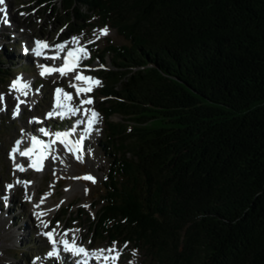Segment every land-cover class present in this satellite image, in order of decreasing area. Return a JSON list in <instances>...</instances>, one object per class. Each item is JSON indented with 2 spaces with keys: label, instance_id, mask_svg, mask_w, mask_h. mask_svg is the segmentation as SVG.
<instances>
[{
  "label": "trees",
  "instance_id": "16d2710c",
  "mask_svg": "<svg viewBox=\"0 0 264 264\" xmlns=\"http://www.w3.org/2000/svg\"><path fill=\"white\" fill-rule=\"evenodd\" d=\"M39 2L125 40L104 48L115 152L94 235L157 264H264V0Z\"/></svg>",
  "mask_w": 264,
  "mask_h": 264
},
{
  "label": "rangeland",
  "instance_id": "374dc122",
  "mask_svg": "<svg viewBox=\"0 0 264 264\" xmlns=\"http://www.w3.org/2000/svg\"><path fill=\"white\" fill-rule=\"evenodd\" d=\"M4 3L10 6V11L3 7V4L0 5V54L3 58L4 71L12 74L9 73L11 76L8 77L7 74L0 73V93L4 94V103L6 104V109L0 110V210L3 212L0 213V218H3L5 212L9 210V215L4 221L6 224L0 221V264H43L44 256L53 250V246L43 233L53 228L56 229V232L61 228L65 230L79 229L76 234L79 244L92 245L95 247L94 250L102 249L101 246L107 249L113 245V241L108 237L95 236L92 230L93 224L98 220L100 209L99 204L95 207L93 203L108 195L107 174L110 169V159L106 152H110L112 156L115 152L114 145L107 140L106 136L107 123L103 108L108 100L99 94L103 85L101 83L98 86H93L91 93L77 95L71 84L86 85L76 82L74 73L67 76L54 73L42 77L39 74L40 62L36 59L33 60L30 55L24 54V52L25 48H33L37 39H44L50 45H55L69 42L74 36L80 37L81 44L88 47L90 52V57L85 59L82 64V67L87 66L83 68L84 74L98 78L102 82L103 69L113 65L111 54L104 52L105 46L110 42L116 45L122 44L125 40L110 25H107L109 34L97 39L101 28L95 26L96 22L85 24L83 28L72 26L70 23H66L64 12L46 10L39 0H4ZM10 16L11 18H8ZM62 29L63 31H61ZM90 40L95 42L88 43ZM73 46L76 47V45ZM67 50L68 46L64 52L60 53L61 59L51 60V62L48 60L49 63L57 67L61 66L62 58L66 55ZM101 65L104 67H100ZM18 76L30 81L32 85L31 94L26 98L28 103L23 106V118L20 117V114L13 115L14 106L17 103L14 99L16 93H9L11 81ZM57 87L72 93L74 107L81 105V99L91 97L94 103L86 106L92 107L100 115V122L84 143L83 161H77L75 155L67 150L64 155L55 152L53 155L57 158L53 159L52 156H49L48 158L53 162L47 165L43 171H28L29 162L26 165L27 173L18 175L9 155L10 150L17 139L22 140L23 136H27L25 133L26 124L32 126L30 121L33 122L34 117L39 118L38 125L45 126L44 129L50 133L75 128V122L68 121L70 116L48 118L46 115L53 109ZM37 89L39 90L37 91ZM20 113L23 111L21 110ZM112 119L122 120V116L115 114L112 115ZM83 121L85 122L83 123L84 129L87 126L86 119ZM40 129L38 126L35 127V132L40 133ZM83 129H76L77 132L73 137L77 139ZM45 137L46 140L55 139L54 135ZM88 149H91L90 154ZM88 174L96 178L94 183L84 179H74V177H84ZM17 180L31 181L33 185L26 188L25 184L19 183L18 188L6 190L7 184L14 185ZM36 188H38L36 193L39 199L34 200ZM11 195H15V202L11 209H7L5 207L7 203H4L2 197ZM26 196H31L32 199L28 200ZM42 198H44V204L48 205L42 210L47 213L42 220L49 224L48 228L43 227L40 217L38 218L34 214L37 213L36 204L40 203ZM72 202L76 204L70 208L68 214H64L63 209ZM78 206L83 209L81 216L77 214ZM8 220H13L14 225L12 224L4 231V227L9 223ZM23 225L26 226L28 232L21 239L16 236V233L23 228ZM69 237H72L71 233H69ZM116 247L121 253L117 264H157L149 253L144 248L136 246L135 242H128L120 238L119 241H116ZM51 262L62 264V258L58 255ZM109 264L112 262L110 261Z\"/></svg>",
  "mask_w": 264,
  "mask_h": 264
},
{
  "label": "snow or ice",
  "instance_id": "6c2138e0",
  "mask_svg": "<svg viewBox=\"0 0 264 264\" xmlns=\"http://www.w3.org/2000/svg\"><path fill=\"white\" fill-rule=\"evenodd\" d=\"M4 4V0H0V5ZM6 11H5V18H6ZM5 22L7 20L5 19ZM63 31V29L61 30ZM109 34V28L107 26L103 27L98 35L97 39L102 36H107ZM80 37H72L71 43L76 45V47L68 48L66 55L63 56L62 65L57 66H50L48 64L40 65V76L46 77L53 73H59L61 76H67L70 73H74V80L76 82H83L86 86H80L79 84H71L72 87L75 88L77 95L91 93L93 91V86H98L102 82L93 76L85 75L83 68L87 66L84 65L82 67L81 62L90 57V52L85 45L81 44ZM95 41H88V43H94ZM68 42L64 43H57L55 45H50L46 40H36L34 42V47L31 51L37 57H44L45 51L50 48H55L56 52L55 55L50 57L51 59H61L60 53L64 52L67 47ZM29 49L25 48V52H28ZM100 67H104L101 65ZM32 85L30 81L24 80L22 76H18L13 79L9 85V93H16L14 95V99L17 103L14 106L13 115L18 116L21 111V105H25L28 103L27 97L30 95ZM39 89H37L38 91ZM24 97V98H21ZM5 96L3 93H0V110L6 109V104L4 103ZM72 93L65 91L63 88L57 87L55 89V103L53 109L49 111L46 115L48 118L54 116L60 117H68L70 115H75L76 113L83 110V113L86 119V127L83 129L82 134H78L77 139H71V137L76 134L77 130L75 128L71 129L70 131H57L55 133H50L46 131L44 128H41L40 131L44 133L45 136L54 135L55 139H52L50 142H45L43 140L38 139L35 136H32L30 139V146L23 148L21 150V146L23 141L17 139L15 141V145L10 150V158L13 161L14 168L18 171H26V167L24 165L16 164V156L19 154L21 157H28L30 160L28 168H31L36 171H43L44 169V162L48 159L49 156H52L53 159L57 157L53 155L56 152L55 145L57 142L64 145L68 152L73 153L75 155V159L77 161H83V154L85 152L84 143L86 138H89L92 132L95 129V126L98 124L100 115L94 109L89 108H81V107H73L70 103L72 101ZM81 106L83 105H92L94 100L91 97L81 99L80 101ZM33 121L40 122L39 118H33ZM32 122V121H30ZM79 123L83 124L84 121H79ZM89 154L91 153V149L87 150ZM74 179H84L87 181L95 182V177L91 174L85 175L84 177H74ZM17 183L22 184H30L31 181H20L17 180ZM6 190H11L14 185L7 184ZM4 203H7V196L2 197ZM26 199L31 200V196H26ZM44 203V198L41 199L40 203L36 204V208H40V205ZM85 207H88L85 205ZM38 218L44 217L47 215L44 211H39L34 213ZM41 224L43 227L48 228L49 224L45 221L41 220ZM79 232V229H68L65 230L63 233H57L56 229L53 228L49 231L43 233L45 235L50 244L53 246V250L49 251L47 255L49 257H57L59 255V249L56 247L59 244L63 245V251L71 253L76 257H82V259L77 261V264H89L90 260L99 261L100 264H109L111 261L112 264H117L121 253L116 247V242H113V245L107 249H96V250H89L82 246L81 244L77 243V236L76 234ZM69 233L72 234L71 239H68ZM63 237V238H61ZM126 247V245H125ZM40 259V258H37Z\"/></svg>",
  "mask_w": 264,
  "mask_h": 264
},
{
  "label": "bare ground",
  "instance_id": "6f19581e",
  "mask_svg": "<svg viewBox=\"0 0 264 264\" xmlns=\"http://www.w3.org/2000/svg\"><path fill=\"white\" fill-rule=\"evenodd\" d=\"M8 4L7 3H4L3 4V7H6V9L8 10V11H10V6H7ZM8 18H11V16L10 17H8ZM3 24V23H2ZM1 24V25H2ZM22 41V40H21ZM67 46H68V48H72V47H74L73 46V44L71 43V41H69L68 42V44H67ZM88 48V47H87ZM48 50H51V51H53V52H56V49L55 48H50V49H48ZM27 59H30V57L28 58L27 57ZM84 61L85 60H83L82 62H81V64H83L84 63ZM54 74V73H53ZM82 84L84 85V83L82 82ZM31 94V93H30ZM34 96V95H33ZM21 98H24V97H21ZM33 98V97H32ZM72 100H74V97H73V99ZM72 102L73 101H71L70 103L72 104ZM24 105H21V110L23 111V115H24V107H23ZM73 107H74V105H72ZM78 107H81L82 109L83 108H89V109H93L92 107H87L86 105L85 106H78ZM96 111V110H95ZM85 119H87V117H85V115H84V113H83V110H81L80 112H78V113H76L75 115H70V117H68V121H71V122H75V129H78V130H80V129H83V124H81V123H79V121H83V120H85ZM99 122H100V120H99ZM98 122V123H99ZM32 123V126H30V125H28V124H26V129H25V133L28 135H37V133L35 132V127H39V128H44L45 126H42V125H38L39 124V122H36V121H33V122H31ZM82 126V127H81ZM72 129V128H71ZM70 129V130H71ZM70 130H68V131H70ZM45 135L40 131V134H39V138L41 139V140H43V141H45L46 143L47 142H50L52 139H48V140H46V138L44 137ZM71 139H74V137L72 136L71 137ZM26 140V135L25 136H23L22 137V141L24 142ZM86 141L87 140H85V143H86ZM55 147V149H56V152L58 153V154H60V155H64L66 152V148L62 145V144H60L59 142H57V144L54 146ZM12 160V159H11ZM51 162H53L50 158H48V159H46L45 160V162H44V169H46L47 168V165H49V164H51ZM23 163H26V158L25 157H21L19 154H17V158H16V164H23ZM15 172L16 173H18V175H20V174H24V173H27V171H23V172H21V171H18V170H15ZM45 177V176H44ZM27 181V180H26ZM19 183H15L14 184V187H13V189L14 188H18L19 187ZM33 185V183H30V184H27L26 186L24 185V187H26V188H30L31 186ZM38 191V188H36V191H35V193ZM9 195H10V193H8ZM15 196V195H14ZM13 195H11V196H9L8 197V201H7V206H5L7 209H11V206L13 205V203L15 202V197H14ZM1 199V198H0ZM35 199H39V196H38V194L36 193V195L34 196V200ZM48 207V205L47 204H42L41 206H40V208H37V212H39L40 210L42 211L43 209H45V208H47ZM9 211V210H8ZM5 212V214H4V217L3 218H0V221H3L2 223H5L4 221H5V219H6V217L9 215V212ZM0 213H3L2 212V210H0ZM45 217V216H44ZM44 217H40V219L42 220V219H44ZM8 224L6 225V227H4L5 229H4V231L5 230H7L9 227H11L12 226V224H13V220H8ZM6 224V223H5ZM14 225V224H13ZM64 228H61L59 231H57V233H63L64 232ZM28 232V230H27V228H26V226H24L23 225V228H21V230H18L17 231V233H16V236H19L21 239L23 238V236H25V234ZM61 238H63V237H61ZM68 239H71V237H67ZM78 243V242H77ZM79 244V243H78ZM83 246V245H82ZM58 249H59V256L62 258V264H77V261L80 259V258H82V257H76L75 255H73V254H71V253H68V252H65V251H63V245L62 244H59V245H57L56 246ZM84 247L85 248H87V249H89V250H94V246H92V245H89V246H87V245H84ZM101 248L102 249H105V247L104 246H101ZM52 260H54V257H49L48 255H45L44 256V258H43V264H53V262H51ZM75 260V261H74ZM77 260V261H76ZM89 264H100V262L99 261H95L94 259L93 260H90L89 261Z\"/></svg>",
  "mask_w": 264,
  "mask_h": 264
}]
</instances>
